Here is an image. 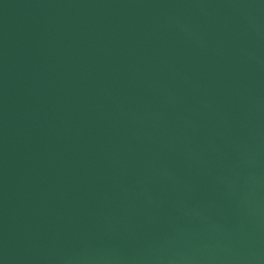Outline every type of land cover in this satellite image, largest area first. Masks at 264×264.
Returning a JSON list of instances; mask_svg holds the SVG:
<instances>
[{"label": "water", "instance_id": "95a60500", "mask_svg": "<svg viewBox=\"0 0 264 264\" xmlns=\"http://www.w3.org/2000/svg\"><path fill=\"white\" fill-rule=\"evenodd\" d=\"M0 264H264V0H0Z\"/></svg>", "mask_w": 264, "mask_h": 264}]
</instances>
